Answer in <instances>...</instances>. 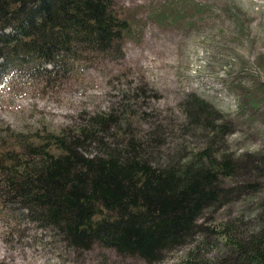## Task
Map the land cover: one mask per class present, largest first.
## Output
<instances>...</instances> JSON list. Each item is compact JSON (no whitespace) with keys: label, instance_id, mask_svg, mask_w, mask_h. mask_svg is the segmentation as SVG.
Returning <instances> with one entry per match:
<instances>
[{"label":"rangeland","instance_id":"1","mask_svg":"<svg viewBox=\"0 0 264 264\" xmlns=\"http://www.w3.org/2000/svg\"><path fill=\"white\" fill-rule=\"evenodd\" d=\"M113 7L129 25L121 55L88 52L65 74L46 75L26 63L0 67V138L74 132L112 112L119 121L98 132L104 142L122 143L131 132L154 162L177 159L211 139L218 153L244 164L229 181L262 187L205 207L198 220L208 226L230 221L234 230L260 227L264 173L245 165L264 157V0H114ZM195 96L206 101L211 118L229 120L226 133L212 137L190 119ZM125 124L126 132L113 133ZM97 145L91 140L86 148L93 153ZM7 198L0 193V264H184L196 247L210 260L229 250L202 229L150 262L98 243L74 248Z\"/></svg>","mask_w":264,"mask_h":264},{"label":"trees","instance_id":"2","mask_svg":"<svg viewBox=\"0 0 264 264\" xmlns=\"http://www.w3.org/2000/svg\"><path fill=\"white\" fill-rule=\"evenodd\" d=\"M113 5L114 0H0V67L26 63L46 75L65 74L88 52L121 55L129 25ZM188 107L190 119L212 137L229 129V120L209 116L204 99L191 97ZM119 117L95 115L74 132L1 137L0 193L37 225L57 229L70 247L98 243L150 262L202 229L229 250L210 260L196 247L184 264H264V221L246 231L234 230L230 221L208 226L198 220L205 207L262 187L259 181L228 180L244 164L218 153L211 139L177 159L154 162L131 132L122 143L104 142L98 132ZM127 129L129 124L118 125L113 133ZM91 140L98 144L93 153L86 148ZM245 168L264 173V157L250 158Z\"/></svg>","mask_w":264,"mask_h":264}]
</instances>
